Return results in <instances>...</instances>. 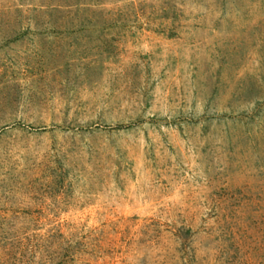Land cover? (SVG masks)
<instances>
[{"label":"rangeland","instance_id":"374dc122","mask_svg":"<svg viewBox=\"0 0 264 264\" xmlns=\"http://www.w3.org/2000/svg\"><path fill=\"white\" fill-rule=\"evenodd\" d=\"M0 264H264V0H0Z\"/></svg>","mask_w":264,"mask_h":264}]
</instances>
